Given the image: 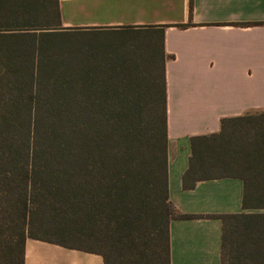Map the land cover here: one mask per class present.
Here are the masks:
<instances>
[{
    "label": "trees",
    "instance_id": "obj_1",
    "mask_svg": "<svg viewBox=\"0 0 264 264\" xmlns=\"http://www.w3.org/2000/svg\"><path fill=\"white\" fill-rule=\"evenodd\" d=\"M79 29L62 27L59 0H0V264H24L27 238L169 264L170 221L195 216L169 199L163 28L87 29L147 33L143 63L62 57L53 39ZM190 148L184 190L237 178L243 206L264 208V112L223 118ZM215 217L221 264H264V214Z\"/></svg>",
    "mask_w": 264,
    "mask_h": 264
},
{
    "label": "crops",
    "instance_id": "obj_2",
    "mask_svg": "<svg viewBox=\"0 0 264 264\" xmlns=\"http://www.w3.org/2000/svg\"><path fill=\"white\" fill-rule=\"evenodd\" d=\"M104 1V0H103ZM102 0H59L66 12ZM121 16L93 28H163L169 199L184 215L169 223V264H221L218 215H261L244 207L237 178L203 180L189 190L182 176L192 137L217 133L223 118L264 112V0H113ZM185 28L179 25H187ZM255 224L251 219V234ZM24 264H104L95 253L27 238Z\"/></svg>",
    "mask_w": 264,
    "mask_h": 264
},
{
    "label": "rangeland",
    "instance_id": "obj_3",
    "mask_svg": "<svg viewBox=\"0 0 264 264\" xmlns=\"http://www.w3.org/2000/svg\"><path fill=\"white\" fill-rule=\"evenodd\" d=\"M113 0H102L101 4L93 5L87 2L83 9L78 10L76 5H73L75 10L66 12L64 21L69 22V25L62 23L64 28H81L74 31L73 36L58 37L56 40L60 44L58 51L61 52L62 57H73L84 59L86 57L95 58L100 60L102 58L113 57L118 59L124 55L130 58L133 62H146L149 55L150 44L147 38L150 37L147 33H126L118 35L114 33H99V34H86L89 33L87 29H102L111 30L113 28H93L86 24L94 21L96 18H116L121 16L122 9L112 2ZM121 28V27H120ZM117 28V29H120ZM87 30V31H86ZM108 51L112 53H107ZM106 55V57H105Z\"/></svg>",
    "mask_w": 264,
    "mask_h": 264
}]
</instances>
